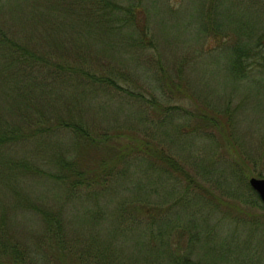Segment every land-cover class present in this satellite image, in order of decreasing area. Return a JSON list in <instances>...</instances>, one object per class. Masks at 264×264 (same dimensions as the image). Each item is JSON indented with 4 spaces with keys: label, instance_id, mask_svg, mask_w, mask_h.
<instances>
[{
    "label": "rangeland",
    "instance_id": "obj_1",
    "mask_svg": "<svg viewBox=\"0 0 264 264\" xmlns=\"http://www.w3.org/2000/svg\"><path fill=\"white\" fill-rule=\"evenodd\" d=\"M17 2L0 0V24L14 38L16 33L22 38L38 36L41 27L54 20V10L64 6L63 0H23L18 8ZM65 3L68 7L72 1ZM115 4L111 11L125 24L119 34L100 22L94 27L84 21L65 27L66 15L76 18L64 11L57 34L45 43L50 45L47 50L80 55L84 62L68 64L83 67L97 63L94 58L102 60L94 46L105 47L109 66L100 65L103 70L97 72L90 69L96 92L79 79H60L50 97L69 98L73 110L86 109L95 117L85 122L89 128L106 131L97 136L108 139V147L88 148L86 160L98 157L97 162L103 153L112 156V149L125 146L128 153L119 157L118 169L116 165L106 175L97 169L101 183L98 179L73 190L45 174L50 172L51 155L68 156L75 150L66 131L37 133L33 142L17 149L1 145L0 223L28 250L33 247L29 242L37 241L38 224H44L33 207H42L51 216L61 210L65 236L73 233L82 248L90 243L95 259L102 255L98 247L104 257L105 249H112L106 254L111 264H264V202L249 183L251 176L264 177V0H117ZM90 12L82 9L85 17ZM41 16H48V24ZM18 17L34 19L35 25L27 27ZM130 37H145L147 44L137 46ZM51 68L71 73L69 68L53 64ZM177 74L182 77L180 86L173 87L168 76L176 79ZM0 93V122L14 125L16 109L14 121L2 116L7 100L12 99L8 106H16V97L8 90ZM206 110L217 113L213 118H219L222 127L205 131L191 126L199 124L198 112ZM40 112L45 113L41 118L48 117ZM30 114L38 117L36 109ZM145 142L171 153L189 168L192 178L169 179L127 146ZM5 154L12 161L28 158L44 172L17 173L16 167L1 160ZM187 181L192 184L188 190ZM193 186L207 191L192 193ZM149 213L156 214L153 223V217L146 219Z\"/></svg>",
    "mask_w": 264,
    "mask_h": 264
},
{
    "label": "trees",
    "instance_id": "obj_2",
    "mask_svg": "<svg viewBox=\"0 0 264 264\" xmlns=\"http://www.w3.org/2000/svg\"><path fill=\"white\" fill-rule=\"evenodd\" d=\"M48 1L55 0H41V2L44 3ZM63 1L64 6L62 9L60 11L57 9L54 10V20H52L51 24H48V16H44V18L42 16L40 17L42 22L47 21L46 24H48V26H45L44 29L41 27L38 36L34 38L30 35H28L27 38H22L20 35H17V33L16 38H14L10 36L5 31L6 29L0 24V90H8L10 95L12 93V96L16 97V101H14L16 106H8L12 99L8 101L4 96L2 97V99L4 98L7 100V107L4 109L5 114L2 117L14 121L15 114L12 112L14 108L16 109V124L8 125L6 121L0 122V149L4 145H8V149L11 148L12 145H16V149L18 145H29L33 142L34 135L37 133L46 131L53 133L58 130L60 132L66 131L72 137L73 149L75 150L68 152L69 154L71 153L68 156L57 155L53 158L54 156L51 155L50 172H46L45 174L60 180L62 183L58 182L63 184V186L65 185L66 188L74 190L76 186L92 185L99 181L101 183V179L97 178V169L99 171L98 173L101 172L102 174L107 173L106 170L115 169L116 165L118 169L120 167L117 164L120 161L119 157L126 156L128 148L126 149V146L124 148H114V150L112 149L110 152L112 156H109L108 153H106L107 156H105L103 153V156H101L97 162L95 159L98 157H92L93 159H90V161L86 160V151L88 148H92L96 151V149L98 150L99 144H103L106 148L108 147L106 142L109 140L105 139L104 136H97V134L104 135L106 131H99L97 127L89 128V125H86L85 122L95 117H90L86 109H78V111L73 110L69 98H62L59 96L50 97L57 80L60 79H79L83 82L84 87L87 86L89 90L96 92L97 89L94 87L96 84L91 77L92 74L90 69H95L97 72L98 69H102V67L110 63L106 62L104 59L105 55H107L105 47L102 46L103 48L100 47L98 49L94 46L93 49L98 52L99 57L102 56V60L97 61L94 58V62L97 63L92 65L87 63V65H85L86 67H83L80 65L68 64V62H84L80 61V55L75 54L71 50H61V52L53 49L47 50L46 48L50 45L45 43L47 40L46 38L57 34L56 26L63 20L61 16H64V11L71 13L72 15L70 17L76 18L75 20H70L68 15H66L63 24L65 27H72L74 22L81 23L82 21L94 27L97 22H100L106 27H111L113 30L115 29V33L119 34L122 29L120 28L121 25L123 26L125 24L124 21H122V24L119 23L121 20L120 16L111 11V6L113 7L116 5L115 3H117V0H70L72 3H70L68 7L65 3L67 0ZM22 2L23 0H19L16 6L21 5ZM38 2H40V0H38ZM115 7L116 6H114V8ZM18 8L22 7L18 6ZM83 8L87 10V12H92L85 17L82 13ZM9 9L11 10V7ZM94 9L99 12H95ZM75 10H77L79 14L75 15ZM104 13L105 17L102 18L101 16H103ZM18 21L20 23L29 24L27 27L30 28H32V25H35L34 19L28 22L26 19L18 17ZM116 21L118 22L116 23ZM92 29L93 28H91L89 32H92ZM130 38L133 40V44L137 46H140L142 43L145 45L147 44L145 37H141L140 40L134 37ZM52 64L61 68H69L71 73L63 75L60 72H52ZM100 65L103 66L100 67ZM158 66L163 70V66L160 62ZM177 71L180 73L178 68ZM43 72L44 75H41ZM157 74L162 80H165L164 74ZM96 76H98V74ZM181 78L180 74H177L176 79L173 76H168V79L172 81L170 84L173 87L180 86L179 81ZM110 83H112V81ZM2 84L4 85L3 88ZM8 84H10V87L7 86ZM88 89L85 90L88 91ZM83 101H86L85 97ZM160 108L163 107H159L158 110ZM35 109L37 111V118L32 117L34 115L30 114L33 113ZM42 110L48 114L47 118H41L39 116L45 115V113L40 112ZM151 110L153 109L151 108ZM166 110L169 111L168 109ZM9 111L13 114V117L8 115ZM213 112L212 110L198 112L199 124L192 125L189 123V125L191 124V126L197 130L205 129V131L207 129L209 131L211 126L222 127L221 120H218L219 118H213L216 117L215 115L217 114L216 112H214L216 114H213ZM206 115H208V117H206ZM35 122L36 125L32 126ZM158 127L161 128V125H158ZM127 146H133L134 149H132V151L135 152L136 157L139 156L137 158L146 159L152 166L159 169V173L164 174L169 179L179 180L181 178L183 179V176L192 178V176H188L187 174L189 168L182 165V162L172 157L170 155L171 153L164 151L163 148H157L156 145L152 146L147 144V142H145L144 145L142 143L141 146L138 143H132ZM6 156L8 157L5 158ZM10 157V154H5L2 156L1 160L7 161V164H11L12 168L16 167L17 173L26 174L27 172H33L35 174L44 172L40 171V165L33 163L28 158L22 157L17 159L16 157V160L12 161ZM185 186V189L188 190L189 186H192V184L187 181ZM193 187L196 192L192 193L195 194H203L202 192L207 191L206 188L197 189V187ZM18 189L17 192H20ZM33 208L41 215L44 224L38 222L39 231L35 233L37 241H30L29 243L33 244V247L28 250L26 248L27 246L20 238H12L7 227L3 225V223H0V264H92V260H95V264H111L112 260L109 263V257L106 254L112 249L106 248L104 257L102 250L98 247V253H101L103 256L98 254V257L95 259L90 243H87L84 247H87V249H84L80 244H77V237L73 233H70V235L67 234L69 239L65 236L63 222L61 220V210L57 214L54 213L51 216L49 211L42 207L36 208L35 206ZM155 215V213L154 216L149 213V218H146L147 221H151L153 217V223ZM134 218L138 217L134 216ZM161 227L165 228V226ZM65 228L68 230L67 226L64 227V229ZM69 243H73L75 246ZM165 243L167 248H169L167 241H165Z\"/></svg>",
    "mask_w": 264,
    "mask_h": 264
},
{
    "label": "water",
    "instance_id": "obj_3",
    "mask_svg": "<svg viewBox=\"0 0 264 264\" xmlns=\"http://www.w3.org/2000/svg\"><path fill=\"white\" fill-rule=\"evenodd\" d=\"M249 183L255 188V190L258 192V195L264 202V177L251 176L249 178Z\"/></svg>",
    "mask_w": 264,
    "mask_h": 264
}]
</instances>
